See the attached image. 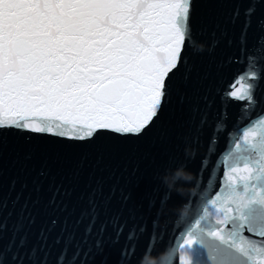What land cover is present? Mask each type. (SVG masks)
<instances>
[{
  "label": "snow or ice",
  "instance_id": "6c2138e0",
  "mask_svg": "<svg viewBox=\"0 0 264 264\" xmlns=\"http://www.w3.org/2000/svg\"><path fill=\"white\" fill-rule=\"evenodd\" d=\"M253 11L245 12L239 37L242 52ZM193 12L194 0H0V129L73 140L91 138L97 129L147 135L145 129L155 127L172 103L177 73L187 63L185 49L194 46ZM238 17L239 10L230 23L235 25ZM258 27L264 30V20ZM227 35L226 29L220 33ZM219 43L214 39L212 46ZM232 43L229 39L228 45ZM258 43L264 45V35ZM258 71L249 64L221 96L222 103L247 101L239 119H248V109L256 103L255 85L247 81H259ZM204 100L201 127L212 106L207 96ZM222 128L217 125L214 133ZM113 196L115 189L106 198L102 185L90 194L89 209L82 213L89 219L85 242L101 204ZM121 198L126 203L130 196L121 190ZM111 223L118 242L125 225L119 224L118 216ZM0 229L7 230V224H0ZM105 229L106 224L101 236ZM12 231V245L17 248L12 259L24 264L19 249L26 245L27 234L18 245L15 242L24 231L23 218ZM183 235L186 238L173 250V264L177 260L178 264H264V113L238 130L223 158L219 191L206 196L202 214ZM39 239L47 241L43 230ZM95 246L101 247L100 239ZM36 251L34 247L33 257ZM150 252L151 244L145 255Z\"/></svg>",
  "mask_w": 264,
  "mask_h": 264
},
{
  "label": "water",
  "instance_id": "95a60500",
  "mask_svg": "<svg viewBox=\"0 0 264 264\" xmlns=\"http://www.w3.org/2000/svg\"><path fill=\"white\" fill-rule=\"evenodd\" d=\"M250 8H254L252 25L242 52L239 37ZM237 10L239 17L232 25ZM260 20H264V0H194V46L185 49L187 63L177 73L172 103L155 127L150 124L145 129L147 135L133 137L97 129L91 138L73 140L0 129V224H7V230L0 229V261L16 264L12 226L18 218H23L24 231L15 236L16 245L27 234L26 245L19 249L24 264H33V260L36 264H140L150 244L153 257L178 248L186 238L184 232L202 214L206 196L219 191L223 158L238 130L264 113V45L258 43L264 30L258 27ZM225 29L228 35L221 37ZM214 39L220 40L216 47L212 46ZM249 64L256 66L261 79L247 81L255 85L256 103L248 109V119H239L247 101L222 103L221 96ZM205 96L212 106L201 127ZM196 107L199 111L194 113ZM217 125L223 128L214 133ZM79 132L77 127L75 134ZM214 134L216 142L212 143ZM181 169L194 179L177 180L170 189L163 177ZM101 185L106 198L111 189L115 196L101 204L85 242L89 219L82 218V213L89 209L90 194ZM121 190L130 196L126 203ZM116 216L125 225L118 242H114L116 231L111 223ZM42 230L46 242L39 239ZM69 236L71 243L66 244ZM97 239L100 248L95 246Z\"/></svg>",
  "mask_w": 264,
  "mask_h": 264
},
{
  "label": "clouds",
  "instance_id": "9594fccd",
  "mask_svg": "<svg viewBox=\"0 0 264 264\" xmlns=\"http://www.w3.org/2000/svg\"><path fill=\"white\" fill-rule=\"evenodd\" d=\"M184 180L187 182H191L194 177L191 173L184 171L183 169L177 170L171 176H164V183L170 188H174L175 182L177 180ZM177 191H181L177 189ZM140 264H173V250L166 249L159 256L153 257L150 254L145 255V257L141 260Z\"/></svg>",
  "mask_w": 264,
  "mask_h": 264
}]
</instances>
